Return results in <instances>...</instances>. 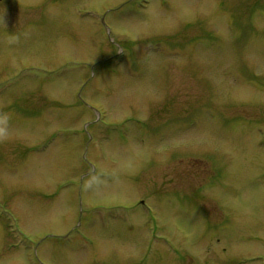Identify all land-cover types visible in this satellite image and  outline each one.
Here are the masks:
<instances>
[{
  "label": "rangeland",
  "instance_id": "1",
  "mask_svg": "<svg viewBox=\"0 0 264 264\" xmlns=\"http://www.w3.org/2000/svg\"><path fill=\"white\" fill-rule=\"evenodd\" d=\"M0 264H264V0H1Z\"/></svg>",
  "mask_w": 264,
  "mask_h": 264
},
{
  "label": "water",
  "instance_id": "2",
  "mask_svg": "<svg viewBox=\"0 0 264 264\" xmlns=\"http://www.w3.org/2000/svg\"><path fill=\"white\" fill-rule=\"evenodd\" d=\"M1 1V0H0Z\"/></svg>",
  "mask_w": 264,
  "mask_h": 264
}]
</instances>
